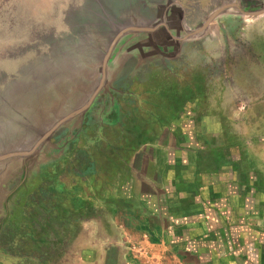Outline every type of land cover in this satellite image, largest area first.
<instances>
[{
	"label": "rangeland",
	"instance_id": "1",
	"mask_svg": "<svg viewBox=\"0 0 264 264\" xmlns=\"http://www.w3.org/2000/svg\"><path fill=\"white\" fill-rule=\"evenodd\" d=\"M223 1L235 4L0 0V154L28 148L53 121L85 101L118 30L149 28L115 40L104 61L103 86L82 114L52 130L35 153L0 160V264H78L89 239L88 216L97 207L79 213L66 201L78 192L81 169L93 172L90 165L108 161L110 154L125 159L111 143L116 144L117 130H127L133 118L127 115L190 79L195 65L204 95L208 88L216 92L223 80L224 94L240 106L264 99V80L259 79L264 0H248L247 11L263 8L254 16L223 10L219 23L211 25L217 35L206 30L190 36ZM182 33L188 37L184 41L199 38L181 43ZM136 155L141 160L142 154ZM172 259L159 264H177Z\"/></svg>",
	"mask_w": 264,
	"mask_h": 264
},
{
	"label": "crops",
	"instance_id": "2",
	"mask_svg": "<svg viewBox=\"0 0 264 264\" xmlns=\"http://www.w3.org/2000/svg\"><path fill=\"white\" fill-rule=\"evenodd\" d=\"M235 6L246 10L248 0ZM213 20L206 33L217 35ZM180 36L181 43L199 38ZM192 68L190 79L127 115L133 116L127 130H117L111 143L125 159L110 154L108 161L89 163L93 172L81 169L78 192L66 201L79 213L98 209L88 216L89 239L78 264H150L167 257L177 264H264V99L240 106L224 94L223 80L204 95L198 66ZM259 74L262 82L263 68ZM142 234L145 239L136 240ZM130 241L146 255L132 253Z\"/></svg>",
	"mask_w": 264,
	"mask_h": 264
},
{
	"label": "water",
	"instance_id": "3",
	"mask_svg": "<svg viewBox=\"0 0 264 264\" xmlns=\"http://www.w3.org/2000/svg\"><path fill=\"white\" fill-rule=\"evenodd\" d=\"M226 8H234L235 11L240 15V16H247V15H256L259 12H262L261 10H263L262 6L257 9V10H242L240 8H238L237 6H235V4L232 3H227L222 5L221 7H218L214 10L211 11L210 14L206 15L202 24H201V28H198L196 30H193L192 32H190V34H197L199 32H202L204 30H206L208 23L213 20V18L217 17L218 14H220L223 10H225ZM138 30H149V28H135V27H125L122 28L120 30H118L113 37L111 38V41L109 42L103 56H102V60L100 62V77L99 80L97 81L96 85L93 87V89L89 92V94L87 95L88 97L85 99L84 102H82L79 106H77L76 108L68 111L66 114L60 116L59 118H57L55 121H53L51 123V125L43 132L41 133L30 145L28 148L23 149V150H17V151H11V152H5L3 154H0V160L1 159H14L16 157L19 158H24L30 154H33L36 152L37 148H39V146H41V144L44 142V140L48 137V135L50 134V132L52 130H54L56 127L60 126L62 123L66 122L67 120H69L70 118L82 114L84 112V110L88 107V105L90 104V102L92 101V99L94 98V96L96 95V93L102 88L103 83H104V61L106 59V57L108 56V54L110 53V50L112 48L113 43L115 42V40L121 36L122 34H125L129 31H138Z\"/></svg>",
	"mask_w": 264,
	"mask_h": 264
},
{
	"label": "built area",
	"instance_id": "4",
	"mask_svg": "<svg viewBox=\"0 0 264 264\" xmlns=\"http://www.w3.org/2000/svg\"><path fill=\"white\" fill-rule=\"evenodd\" d=\"M141 238H139V239H136V240H143V239H145V237H146V235L145 234H142L141 236H140ZM132 241V240H131ZM129 242V246H128V249L132 252V253H135V254H137V255H140V252L141 253H143L144 255H146V250L144 249V250H142L141 249V251H140V248H141V246L139 245V243L138 242ZM140 251V252H139ZM148 263H150V264H159L160 262H161V259H158L157 261H154V260H148L147 261Z\"/></svg>",
	"mask_w": 264,
	"mask_h": 264
},
{
	"label": "flooded vegetation",
	"instance_id": "5",
	"mask_svg": "<svg viewBox=\"0 0 264 264\" xmlns=\"http://www.w3.org/2000/svg\"><path fill=\"white\" fill-rule=\"evenodd\" d=\"M189 105L187 104V105H184L183 107H186V109H187V107H188ZM184 111H185V108H184ZM186 114V116L188 117V116H190L189 114L191 113L189 110H188V112H185ZM193 115H196V114H194L193 113ZM199 116H201V115H199ZM199 129L201 130V125H199Z\"/></svg>",
	"mask_w": 264,
	"mask_h": 264
}]
</instances>
